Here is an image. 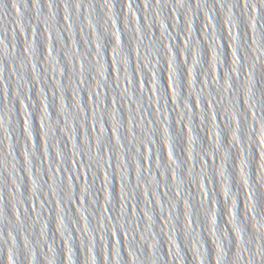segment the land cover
I'll return each instance as SVG.
<instances>
[{"label":"water","instance_id":"95a60500","mask_svg":"<svg viewBox=\"0 0 264 264\" xmlns=\"http://www.w3.org/2000/svg\"><path fill=\"white\" fill-rule=\"evenodd\" d=\"M0 264H264V0H0Z\"/></svg>","mask_w":264,"mask_h":264}]
</instances>
